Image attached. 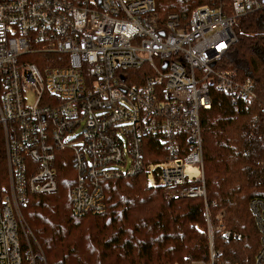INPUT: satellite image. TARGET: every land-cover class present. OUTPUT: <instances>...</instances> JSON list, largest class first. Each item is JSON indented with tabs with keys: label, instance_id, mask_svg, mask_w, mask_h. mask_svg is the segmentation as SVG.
<instances>
[{
	"label": "built area",
	"instance_id": "1",
	"mask_svg": "<svg viewBox=\"0 0 264 264\" xmlns=\"http://www.w3.org/2000/svg\"><path fill=\"white\" fill-rule=\"evenodd\" d=\"M262 8L231 0L162 21L155 0H0V264H48L23 209L58 190L66 159L75 216L104 213L102 182L123 176L144 174L176 200L202 198L209 252L185 264H219L202 114L215 90L257 99L252 78L224 58L237 18ZM250 209L264 234V201Z\"/></svg>",
	"mask_w": 264,
	"mask_h": 264
},
{
	"label": "trees",
	"instance_id": "2",
	"mask_svg": "<svg viewBox=\"0 0 264 264\" xmlns=\"http://www.w3.org/2000/svg\"><path fill=\"white\" fill-rule=\"evenodd\" d=\"M162 21L185 19L195 7L228 5L231 0H155ZM237 39L225 55L239 78H252L254 101H234L215 90L211 109L202 114L207 197L215 225L219 264H255L264 234L250 209L264 201V8L238 17ZM39 63L35 59H31ZM156 156L154 158H159ZM59 188L31 198L23 209L35 237L34 249L48 264H185L209 252L202 198L173 199L150 187L144 174L102 182L107 209L75 216L71 189L76 171L59 162ZM222 214L219 219L217 216ZM223 230L242 235L226 240Z\"/></svg>",
	"mask_w": 264,
	"mask_h": 264
},
{
	"label": "rangeland",
	"instance_id": "3",
	"mask_svg": "<svg viewBox=\"0 0 264 264\" xmlns=\"http://www.w3.org/2000/svg\"><path fill=\"white\" fill-rule=\"evenodd\" d=\"M26 219V218H25ZM27 221V220H26ZM28 223V222H27ZM29 225V224H28Z\"/></svg>",
	"mask_w": 264,
	"mask_h": 264
}]
</instances>
